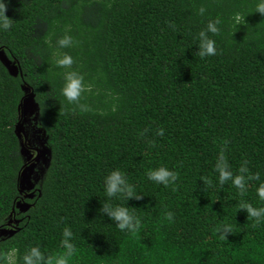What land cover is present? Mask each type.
<instances>
[{"label":"trees","instance_id":"16d2710c","mask_svg":"<svg viewBox=\"0 0 264 264\" xmlns=\"http://www.w3.org/2000/svg\"><path fill=\"white\" fill-rule=\"evenodd\" d=\"M256 3L5 0L11 27L0 30V53L18 73L0 57V254L15 248L22 264L32 246L62 253L67 227L69 264H264V218L240 210L241 202L264 207L256 194L264 182V15ZM210 20L219 21L208 33L216 53L200 57L199 32ZM64 35L72 43L62 48ZM64 54L70 67L55 64ZM67 71L85 86L71 103L62 94ZM32 92L49 154L28 191L17 126ZM221 150L234 175L247 162L243 193L218 182ZM159 166L176 180H149L146 171ZM117 168L141 199L106 196L104 177ZM106 202L128 207L140 228L118 229L99 210ZM222 224L232 228L223 239L215 231Z\"/></svg>","mask_w":264,"mask_h":264},{"label":"clouds","instance_id":"9594fccd","mask_svg":"<svg viewBox=\"0 0 264 264\" xmlns=\"http://www.w3.org/2000/svg\"><path fill=\"white\" fill-rule=\"evenodd\" d=\"M5 0H0V30H6L11 27V18L6 14ZM204 9L201 8L200 12L203 13ZM256 12L264 15V0H257ZM241 16L239 13L235 14L234 22L239 23ZM219 21H209L206 29L199 32V44L198 54L200 57L211 56L216 53L215 41L209 37L208 33H217ZM60 47H68L71 45L72 40L68 35H64L57 41ZM73 63V58L69 54L58 56L55 59V64L59 67H70ZM83 78L75 71H67L64 73V83L62 86V94L68 102H75L79 99L82 91H84ZM159 134H163V130H160ZM215 170L218 173V182L224 184L226 181H231V184L235 186L240 193H243L246 189L245 176L243 175L248 171L247 162L241 164L239 168V174H233L230 170L223 150L218 154L215 162ZM146 176L149 180L158 184L167 186L174 182L177 178V173L167 167L159 166L156 168L148 169ZM258 178L257 177H249ZM210 182V181H209ZM103 189L107 197H124L128 200L142 198L141 195L135 193L134 187L128 182L126 176L120 169L111 170L103 181ZM256 194L260 200H264V182H261L256 188ZM99 210L104 216L115 222V226L121 231L136 232L141 226V220L135 216L128 207L122 204L112 205L110 203H101ZM240 210H244L249 218H255L258 222L261 218H264V207H254L251 203L241 202ZM168 219H172V214H166ZM220 234V238L223 239L232 232V228L229 224L218 225L215 229ZM71 229L65 227L62 233L61 245L64 248V252L59 254H53L45 256L38 246H32L23 254L22 264H69V258L73 255L74 245L71 242L72 237ZM16 249L10 248L3 254H0V264H16Z\"/></svg>","mask_w":264,"mask_h":264},{"label":"rangeland","instance_id":"374dc122","mask_svg":"<svg viewBox=\"0 0 264 264\" xmlns=\"http://www.w3.org/2000/svg\"><path fill=\"white\" fill-rule=\"evenodd\" d=\"M0 56L8 65L11 72L17 74V67L6 58L5 54L1 52ZM36 110L33 106L23 109L24 120L20 128L25 139V157L29 162L28 167H26L22 175V188L28 191L39 182L48 165L47 155L49 154V150L46 147V136L43 130L38 127ZM21 208L24 210V205H21Z\"/></svg>","mask_w":264,"mask_h":264},{"label":"water","instance_id":"95a60500","mask_svg":"<svg viewBox=\"0 0 264 264\" xmlns=\"http://www.w3.org/2000/svg\"><path fill=\"white\" fill-rule=\"evenodd\" d=\"M1 57V56H0ZM2 58V57H1ZM3 60V59H2ZM4 61V60H3ZM5 62V61H4ZM33 92L32 93H29L27 95V97L23 100L22 104H21V107H22V110L24 108H28V106H33L37 109V105L36 103L34 102V99H33ZM17 130L19 132V134H23L22 130L20 129L19 125L17 126ZM5 233H12V231H6L5 230Z\"/></svg>","mask_w":264,"mask_h":264}]
</instances>
